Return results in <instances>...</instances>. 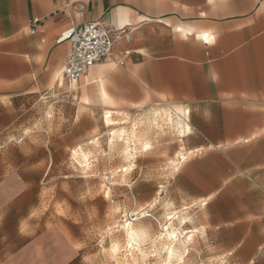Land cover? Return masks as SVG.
Here are the masks:
<instances>
[{
    "label": "crops",
    "instance_id": "obj_1",
    "mask_svg": "<svg viewBox=\"0 0 264 264\" xmlns=\"http://www.w3.org/2000/svg\"><path fill=\"white\" fill-rule=\"evenodd\" d=\"M88 22L129 40L69 83L57 38ZM98 81L142 152L178 160L153 215L190 251L264 264V0H0V264H81L76 215L41 203L78 142L71 93Z\"/></svg>",
    "mask_w": 264,
    "mask_h": 264
},
{
    "label": "rangeland",
    "instance_id": "obj_2",
    "mask_svg": "<svg viewBox=\"0 0 264 264\" xmlns=\"http://www.w3.org/2000/svg\"><path fill=\"white\" fill-rule=\"evenodd\" d=\"M95 86L78 83L71 93L78 142L52 160L41 203L58 204L60 212L62 204L65 214L76 215L78 225H69V232L81 264L246 263V254L190 251L185 245L191 240L175 230L182 233V222L153 215L160 204L167 209L168 175L178 160L142 152L134 121L126 128L125 117L108 112Z\"/></svg>",
    "mask_w": 264,
    "mask_h": 264
},
{
    "label": "built area",
    "instance_id": "obj_3",
    "mask_svg": "<svg viewBox=\"0 0 264 264\" xmlns=\"http://www.w3.org/2000/svg\"><path fill=\"white\" fill-rule=\"evenodd\" d=\"M119 36L129 40L123 30H111L97 22L66 28L57 38L68 41L70 46L62 70L63 78L69 83L76 82L89 68L109 56L113 40Z\"/></svg>",
    "mask_w": 264,
    "mask_h": 264
},
{
    "label": "bare ground",
    "instance_id": "obj_4",
    "mask_svg": "<svg viewBox=\"0 0 264 264\" xmlns=\"http://www.w3.org/2000/svg\"><path fill=\"white\" fill-rule=\"evenodd\" d=\"M82 76V75H81ZM74 84V83H73ZM97 94L100 98H103V87L100 81L97 83ZM146 146V145H145ZM83 155V154H82ZM142 216V215H141ZM143 217V216H142ZM129 228V227H128ZM129 232V231H128Z\"/></svg>",
    "mask_w": 264,
    "mask_h": 264
}]
</instances>
